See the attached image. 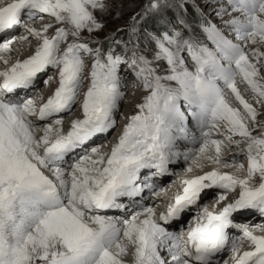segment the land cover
<instances>
[{
  "label": "snow or ice",
  "instance_id": "6c2138e0",
  "mask_svg": "<svg viewBox=\"0 0 264 264\" xmlns=\"http://www.w3.org/2000/svg\"><path fill=\"white\" fill-rule=\"evenodd\" d=\"M173 6L186 11L185 0H148L126 28L106 38L105 48L93 34L104 29L97 13L109 14L112 0H0V34L20 26L27 33L0 43V264H126L130 249L131 264H264V234H257L264 225L233 219L243 210L264 217V113L254 106L264 107V0H226L214 10L222 20L231 17L224 30L202 18L199 28L211 47L179 13L178 27H143ZM45 16L59 25L52 36L53 24L27 26ZM30 37L38 41L34 53L10 63L19 50L13 45ZM49 69L58 72V86L45 102L8 98ZM129 73L147 94L116 143L69 161L117 126ZM54 79L49 75L44 84ZM77 104L82 118L65 131L60 114H72ZM32 117L49 121L42 135ZM181 158L188 164L182 192L158 219L154 207L129 214L122 198L135 203L145 188L154 189L140 182L142 170L171 174L169 165ZM209 190L216 205L229 194L236 198L216 211L200 204ZM193 208L187 232L164 226ZM109 210L125 215L104 214Z\"/></svg>",
  "mask_w": 264,
  "mask_h": 264
},
{
  "label": "rangeland",
  "instance_id": "374dc122",
  "mask_svg": "<svg viewBox=\"0 0 264 264\" xmlns=\"http://www.w3.org/2000/svg\"><path fill=\"white\" fill-rule=\"evenodd\" d=\"M198 1L199 0H185V8H186V11L179 10L175 6H173V7H167L161 13L146 18L148 20L147 23H144V21H145L144 20V21H142V24H145V25H148V26H156V27H158V26L169 27L171 25H176V19H177V15L179 13V14H182L185 17V19L188 21V23L191 25V27L193 29L194 35L197 36L200 40L208 43L209 44V47H211L210 42H207L206 41V39H205L202 31L199 28V24H200L201 19L202 18H206L208 20H211L212 23L217 24L218 27H221V29L224 30L223 21L224 20H228L231 17L228 16L227 14H225L223 16V20L222 19L221 20H218V18L220 19V17L219 16H216L214 14V11H212V12L209 11L213 6H218V8H219L221 6V4L226 5V0H213V2H211V3L207 2L204 5H201ZM147 2H148V0H112V8H111L109 14H100V13H97L98 19H100L104 23L105 27H104V29L102 31L93 34L94 37H95V39H97V40L103 42V44H105L106 43V38L111 37V35L114 32H116L117 29H124V28H126L127 23L130 21L131 17L133 15H135L136 13L140 12L141 9H142V7ZM178 2H179V0H169V3H171L173 5H175ZM198 9H199V11H198ZM201 14H203V15H201ZM47 21L50 22V23H52V24H54L53 25V28L49 29V31L47 33L49 36H52L54 34V32H55V28L58 27L59 25H57L55 23L54 19H50V20L47 19ZM42 22L43 23H46V21H44V20ZM168 22H171V25H169ZM36 23L37 22H35V24ZM32 24H29L30 27H34ZM38 24L39 23H37V25H35V27L39 29L42 26L39 27ZM46 24H48V23H46ZM176 26L178 27V25H176ZM18 28L20 30H22V31H25L23 26H20ZM148 30L149 31H160V30H156L154 28H149ZM226 34H228V33L226 32ZM85 35H87V34H85ZM119 35H124V33H119ZM229 38L233 40V36H230ZM234 39H235V37H234ZM33 41H34V38L31 37L29 43H33ZM233 42L235 43L234 40H233ZM236 42H238V41L236 40ZM238 43H241V42L239 41ZM37 44H38V42H37ZM105 46H107V44ZM263 49L264 48H262L261 50L264 51ZM10 63H12V62H10ZM88 63H89V66H90L91 60H89ZM0 64H2V63H0ZM53 73H55L56 75H58V72L56 70L49 69L47 71V73H45L43 75L42 79L45 80V77L46 76L52 75ZM129 74L127 75V84H128V87L126 89H124L125 96H124L123 100H121V102L119 104V110H118V112L115 114L117 120H119V123L117 122V126H116L118 128V129L116 128V130L118 132L120 131L119 130L120 129V124L123 123V122L121 123V121L122 120H126L127 121V118L129 117V115L132 114V113L134 114V112H135V106H131V105L133 103H136V104L141 103V99L143 100V98L141 96H142V94L146 93L143 90V88H142L141 85L137 84V85L133 86V82H134L135 78L131 77ZM261 74L264 75V68L261 69ZM122 75H123V73H122ZM42 79H41V81H42ZM44 80H43L42 84H44ZM55 84L58 85L57 82ZM131 87H133V88L130 89ZM244 87H245L244 85L240 86L241 91L245 95V98L246 99H250V93L245 92L244 91ZM86 88H87V84H85L84 88L81 90V97H83V92L86 91ZM135 90H136V93H137L136 96H137L138 99H132V100L130 99L129 100L128 99L129 96L133 92H135ZM146 94H144V95H146ZM33 96H36V93ZM254 106L257 107L258 111H260L261 113H264V107H260L259 105H254ZM125 110H126V112H125ZM80 111L81 110H80L79 104H77V106L74 109V111L72 112V114H70V115L67 114V115H69V118L68 119H71V117H73L74 119H77ZM123 114L125 116L128 115V117L122 118V115ZM68 124L69 123H67V125ZM37 127H38V129L41 130V127L40 128H39V126H37ZM102 145H104V143ZM102 145H98L96 147H100ZM103 148L104 147H102L101 150H103ZM180 150L181 151H184L185 150V147L182 144H181ZM103 151L106 152V149H104ZM232 151H235V149H233ZM227 154H231V153H227ZM238 160H241V157H238ZM243 160H244V158H243ZM177 163H178V165H175ZM177 163L173 164L174 166L173 165H169V171L171 173V175H169V178L162 179L163 182H161V184L158 185L157 187H154V189L151 192L149 190L148 191L146 190L145 195H144V199H147V196H148V199H149L148 202H151L152 200H156V198H155L156 195H153V192H159L161 195H160L159 199H157V201H161L163 199H166V197H164V196L170 194V193H168V192H170L169 190H171V191L177 190L176 194H178L180 192L179 190L182 189V186H181V184H180L179 181H180L181 177L184 175V170L187 168L188 164L185 163L182 158L179 161H177ZM244 163H246V160H244ZM210 167H212V166L211 165L210 166L207 165L203 171L210 170L211 169ZM206 168H207V170H206ZM146 170L149 171L148 169H146ZM146 170H145V173H146ZM192 174H202V171L201 170H198V171L196 170ZM192 174H189V175H192ZM160 177H158L156 179V182L161 179ZM153 182H155V181L152 180V184H153ZM147 193H149V194L146 195ZM214 194H216L215 190H209L208 191V194H206L200 200V204L203 205L204 203L205 204L207 203L209 205L210 202L214 201L212 199H215V197H216V195L214 197H212ZM174 197H175V195L174 196L172 195V197H170V198L167 197V199L164 200L165 202H163V204L168 205V204L172 203L174 201ZM210 197H212V198H210ZM235 198H236V194H229L227 201H225L223 204H220V205H223L224 206V204L233 201V199H235ZM212 203H214V202H212ZM160 204H162V203H158L157 205L158 206H161ZM157 205H155V208H157L156 207ZM210 206L211 205H209V207ZM223 206H217L216 205L215 210H217L218 207H223ZM133 211L139 212L137 210H133ZM160 212H162V211H160ZM113 214H115V213H113ZM192 214H194V213L192 212ZM109 215H110V213H109ZM186 217L184 218L185 223H182V224L176 226L175 233L179 234L181 231H184L185 232L186 228H188V225L189 224H188V222H186ZM233 219H234V222H235V220H237L238 217L237 216H233ZM191 225H189V226H191ZM164 226L167 229L169 228L168 224L167 225H164ZM232 232H233V234L236 233L235 235H239V233L236 230H234V229H232ZM246 246L247 245H245V247ZM127 257H125V261L126 262H128L127 260H130V257L129 258H127Z\"/></svg>",
  "mask_w": 264,
  "mask_h": 264
},
{
  "label": "bare ground",
  "instance_id": "6f19581e",
  "mask_svg": "<svg viewBox=\"0 0 264 264\" xmlns=\"http://www.w3.org/2000/svg\"><path fill=\"white\" fill-rule=\"evenodd\" d=\"M201 5H204L205 3H207L208 2V0H199L198 1ZM226 6V5H225ZM218 8V6H213L209 11H214L215 9H217ZM218 18V17H217ZM44 21H46V23H50V22H48L47 21V19H43ZM43 20H39V19H37L36 21H34V22H32V23H29V24H32L34 27H35V25H37V23H39L38 25H39V27L40 26H42L43 24H46V23H43L42 21ZM218 20H221V18L219 19L218 18ZM35 22H37L36 24H35ZM28 24V27H30V25ZM50 24H52V23H50ZM221 24V23H220ZM54 25V24H53ZM22 30H20L18 27H15V28H13V29H11V30H8V31H6L5 33H2V34H0V43H3V42H6V41H8V40H11V39H14L15 37H18V35L20 36V35H26L27 33L25 32V31H22ZM21 32V33H20ZM31 38V37H30ZM30 38H29V42H30ZM233 40L235 41V43H238V42H236V39H234V37H233ZM29 42H27V43H24V44H19V43H17V44H15V45H13V47L14 48H17V49H19L18 51H13L11 54H10V61L9 62H12V63H14L17 59H19V60H24V59H26V58H28V56H30V55H32L33 53H34V51H35V48H36V46H37V40L34 38V41H33V43H29ZM251 49L249 48V51H250ZM264 50V49H263ZM25 56V57H24ZM4 68V65L3 64H0V69H3ZM47 73V72H46ZM45 73H42V74H39V76H38V78H37V80L35 81V84L32 86V87H30V88H27L26 90H25V92H24V94H23V97H24V99H28V98H32V99H34L35 101H36V103L37 104H41V103H43V102H45L46 100H47V98L54 92V90H55V88L58 86V85H56L55 83V81L53 80V81H51V82H49V84L48 85H45V84H42V82H43V80L44 79H42V77H43V75H44ZM55 74V73H54ZM56 75V74H55ZM57 77H58V75H57ZM41 79H42V81H41ZM39 88V89H38ZM133 87H131L130 89H132ZM38 89V90H37ZM21 93V89H19V90H17L15 93H12V94H9V97L8 98H10V99H12L13 101H18V99L20 98V94ZM36 93V96H33L34 94ZM144 94H146V93H144ZM144 94H142V98L145 96ZM137 93H136V90H135V92H133L130 96H129V100L131 99H138L137 98ZM83 97H81V99H82ZM133 103V102H132ZM136 105V103H133L131 106H135ZM77 106V105H76ZM76 108V107H75ZM127 110V109H126ZM126 110H125V112H126ZM61 116H63V118H64V123H63V127H64V130L65 131H67L68 130V128H69V125H70V123H71V120L72 119H74L73 117H71V119H68L69 118V115H67L66 113H62V114H60ZM82 117V114H81V111H80V113H79V115H78V117L77 118H81ZM124 117H128V115L127 116H125L124 114L122 115V118H124ZM129 117H130V115H129ZM32 119H33V121L36 123V126H39V128L41 127V131H38V133H37V136H39V135H42L43 133H42V127L46 124V123H48L49 121H38V120H36V118L35 117H32ZM116 120H117V118H116ZM117 122L119 123V120H117ZM123 122V123H122ZM67 123H69L68 125H67ZM121 123L122 124H120V131L118 132L117 130H116V128L117 127H115L113 130H111V131H109V132H107V133H104V134H100V135H98L97 137H95V138H93L91 141H89L88 142V145H85V147H84V149L86 148V149H90V148H92V147H96V146H98V145H102L104 142V145H106L107 147H104L103 148V150L104 149H106V152L107 151H110V148H111V146L113 145V144H115L116 143V141H117V139H118V137H119V135L121 134V132H122V130H123V127L125 126V124L127 123V121L126 120H122L121 121ZM42 124V125H41ZM38 128V127H37ZM118 129V128H117ZM112 141V142H111ZM111 142V143H110ZM89 146V147H88ZM88 147V148H87ZM84 149H77L74 153H72V154H70V156L68 157V159H69V161H71V159H72V157H78V156H80V155H82V154H84ZM85 149V150H86ZM102 150V151H103ZM81 151H83V152H81ZM82 153V154H81ZM231 154H227L226 153V158L228 157V156H230ZM237 159H238V157H237ZM171 165H173V164H171ZM175 165H178V163L177 164H175ZM174 166V165H173ZM208 166H210V165H208ZM211 168V167H210ZM146 170V169H145ZM145 170H142V172H141V176H140V182H145L146 180H147V182L148 181H152V179L154 178L153 176L152 177H146V175H145ZM154 170V169H153ZM153 170H149V171H153ZM206 170H207V168H206ZM223 171H234V169H232V168H225V169H222ZM147 171V170H146ZM198 171V170H197ZM208 171V170H207ZM200 173V172H199ZM203 174V173H202ZM169 175H171V174H165V175H163V176H161L160 178V180L159 181H157L156 182V179L157 178H154L153 179V181H155V182H153V185H154V187H157L158 185H160L161 184V182H163L162 181V179H166V178H169ZM165 181V180H164ZM146 190L148 191V189H145V191H143L142 192V194H141V196L140 197H135L134 198V201H135V203L133 202V201H130L129 202V208H128V212H129V214H131V213H134V212H136V211H133V210H137V211H141L142 210V206L143 207H154L155 208V205H157L158 203H162L163 204V202H165L164 200H166L167 199V197H172V195L174 196H176L177 194H176V192H177V190H173V191H171V190H169L170 192H168V193H170L169 195H166V196H164V197H166V199H163V200H161V201H157V199H159V197H160V195L159 196H156L155 198H156V200H152L151 202H148L149 201V199H148V196H147V199H144V195H145V192H146ZM180 192L178 193V194H180L181 192H182V189H180L179 190ZM149 193H147L146 195H148ZM207 194H208V192H207ZM205 195H203V197H204ZM143 198V199H142ZM215 199H216V197H215ZM213 200V199H212ZM234 200V199H233ZM171 202V201H170ZM150 203V204H149ZM160 204L161 206H156L157 208V219H158V216H159V212L160 211H165L166 210V207H167V205L166 204ZM207 204V203H206ZM209 205H211L210 206V208H212L213 206H215L216 207V204H215V202L214 203H212V202H210L209 203ZM217 206H223V205H217ZM222 207H218V209L216 210V211H219L220 209H221ZM194 213V214H192V216H190V218H188V219H186V222H188V224L189 225H191L192 223H193V218H194V216H195V212H196V210L193 208L192 210H190V211H188V212H186V213H184L182 216H181V218L179 219V221H172L170 224H168V226H169V228L167 229L168 231H170V232H174L175 233V231H176V226L177 225H180V224H182V223H185V221H184V218L189 214V213ZM114 212H111L110 213V215H112ZM104 214H106V215H109V213H107V212H105ZM233 216H237L238 217V219L237 220H235V223H237V224H248L250 227H254V226H256V225H264V217H262L261 215H260V213L259 212H256L255 210H249L247 213H244V214H242L241 212L239 213V214H235V215H233ZM142 218V217H141ZM187 225V224H186ZM189 225H188V227H189ZM185 229V228H184ZM187 229V228H186ZM235 230V229H234ZM230 234L231 235H235L236 233H234L233 234V232H232V230H230ZM245 249H247V246L245 247ZM132 250L130 249L129 250V255H128V257L127 258H129L130 257V260H127L128 262H126V264H131V262H132ZM162 255L163 256H165V258H168V256H167V252L166 251H163L162 252ZM223 258L224 259H227L228 257H227V253H225L224 255H223ZM131 261V262H130Z\"/></svg>",
  "mask_w": 264,
  "mask_h": 264
},
{
  "label": "trees",
  "instance_id": "16d2710c",
  "mask_svg": "<svg viewBox=\"0 0 264 264\" xmlns=\"http://www.w3.org/2000/svg\"><path fill=\"white\" fill-rule=\"evenodd\" d=\"M147 19H145V21H144V23H147ZM144 26V28H146L147 30L149 29V28H154V29H156V30H160V29H164L165 27H163V26H158V27H156V26H148V25H145V24H143ZM107 44V41H106V43L105 44H103V46L106 48L107 46H105Z\"/></svg>",
  "mask_w": 264,
  "mask_h": 264
}]
</instances>
